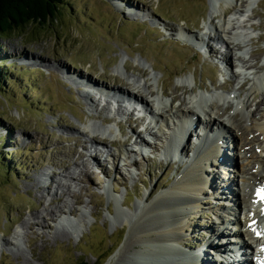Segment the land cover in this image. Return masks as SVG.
Returning a JSON list of instances; mask_svg holds the SVG:
<instances>
[{
	"label": "rangeland",
	"instance_id": "rangeland-1",
	"mask_svg": "<svg viewBox=\"0 0 264 264\" xmlns=\"http://www.w3.org/2000/svg\"><path fill=\"white\" fill-rule=\"evenodd\" d=\"M123 5L128 14L118 10ZM58 10L56 20L0 35V264H142L134 253L145 249L138 233L145 223L133 219L135 207L170 187L184 166L162 161L159 152L148 151L150 157L131 143L125 146L131 139L125 137L137 129L134 120L143 113L135 112V104H122L120 93L78 85L82 79L76 75L114 92H133L139 102L138 96L146 95L154 113L178 108L196 112L185 109L193 96L199 109L203 97L210 96L215 97L209 104L220 123L232 116L240 124L243 113L259 122L264 115V0H62ZM222 28L241 43L240 49L213 40ZM210 31L215 56L201 42ZM228 94L247 101L242 113L218 102ZM240 134L232 143L242 147L238 157L247 158L240 165L258 168L254 181L264 182L263 135L256 129ZM161 144L159 140V149ZM118 150L128 159H110ZM228 153L233 156L228 165L234 167L236 154ZM87 171L85 179L82 172ZM216 175L209 176L214 183ZM235 182L239 187L238 179L229 187ZM213 185L200 199L203 216L192 217L183 231L179 246L186 252L205 243L218 251L221 240L232 237L231 226L222 235L209 211L227 203L226 198H207L227 195L225 190L215 192L219 186ZM43 205L53 212L52 220ZM61 205L72 213L58 211ZM217 209L227 216L240 211L229 208L230 215L225 207ZM215 237L218 245L211 243ZM163 257L159 264H169ZM172 259L171 264L180 263Z\"/></svg>",
	"mask_w": 264,
	"mask_h": 264
},
{
	"label": "bare ground",
	"instance_id": "bare-ground-1",
	"mask_svg": "<svg viewBox=\"0 0 264 264\" xmlns=\"http://www.w3.org/2000/svg\"><path fill=\"white\" fill-rule=\"evenodd\" d=\"M114 5L116 6L115 3H114ZM126 7H128V6L123 5V7L120 6L119 8L118 7L117 8L120 12H122V13L125 12L123 14H128L129 12H127V11L129 9H127ZM138 11H139L138 9L135 10V13H133V14L138 13ZM130 14H132V13H130ZM228 34H230V32H226L225 28H222V30L219 33L213 34V40L216 39V41H217V39H218V41H221L222 43H224L227 48H229V45L232 44L233 48L238 47L240 49L241 43L239 41L237 42L235 38L233 39L232 37H227V36H230ZM211 35L212 34L210 31L207 39L205 40L203 38L201 40V42H202V44H204L207 47L210 56L211 55L215 56L216 49H214L212 47L213 45L211 44V39H212ZM187 37H188L187 41H190V42L194 41V40H192L191 37H189V36H187ZM214 37H215V39H214ZM224 38H226V40H224ZM13 53L15 55H17L16 52L13 51ZM221 59H223V57ZM224 59L227 62L226 64H229L230 58L224 55ZM27 65H29V64H27ZM58 69L60 71H63L64 74H66V75L68 74L67 71L63 69V67L58 66ZM76 77L77 78L79 77V79H82L81 80L82 82L81 83L79 82L78 85H82V86L94 88V89H99V90H107L105 92H108V93L109 92H112L115 94L120 93L117 96H118V98L119 97L122 98V104H127L128 106L131 105L125 99L132 98V96H134L133 92H130L131 96H128L127 94L123 93L122 91H116L115 90L116 92H114L113 90H109L108 87H101V86H96V85L94 86V83H92L93 81L91 82V80L87 79L85 76L76 75ZM138 94H139V92H136L135 95H138ZM145 94H147V93H145ZM145 96L139 95L138 98L141 100L140 102L146 107V110H148L150 113L151 112L153 113V111H151V109L147 105ZM134 98H136V96H134ZM196 98H197L196 96H193V99H191V102H190L191 105L189 104L190 106L186 107L185 109L192 108L194 110L195 107H193V105L196 106V103H197ZM228 98H229V96H228ZM203 99H204V103L215 101V97H210V96L203 97ZM226 99H227L226 97H220L218 102H220V101L223 103L227 102V104L234 105L236 107V109L239 110L241 113L243 112L244 107L246 106V103H247V101H245V99L237 100V101H235V104L228 102V100H226ZM118 101H119V99H118ZM261 102L262 101L258 102V105L261 104ZM182 111H185V110L182 109ZM187 111H189V110H187ZM192 112L189 111V114H191V115L196 114L195 110L193 113ZM166 113H168L170 118H174L175 116H177V111L172 112L170 110L169 112L166 111ZM217 115L218 114L214 113V110L211 108L209 109L208 113L204 112L203 117L205 119L206 126L214 125V126H217V129H222L226 133V135L229 136L228 140H231V139L233 140L232 143L235 142V140H234L235 138L237 140L240 137V135L242 136L243 133L240 134V131H242V130L246 133V135L247 134L250 135L252 132V129H256V131L260 132V134L263 135L262 138H264V115H262L261 119H259V122H257V121L255 122V117L253 119H252V117L248 118V116L247 117L243 116L244 115V113H243V115L241 116V119L243 121L240 124L235 123L233 120V117L229 116L228 121H227L228 125L220 123L216 119ZM160 120H161V122H163L165 119L161 118ZM246 122H248V123L250 122L249 125H247ZM135 123L142 124V119H140V118L135 119ZM162 128H163V125H160V129H162ZM168 134H169V131H168ZM214 137H217V135L216 136L214 135ZM96 139H97V137L93 136L92 141H94ZM165 140H166V142H165V145L163 146V152H159L160 153L159 155L163 156V154H164V156H166L167 158H170V156L172 155L174 150H177V148L179 147V144L177 142V137L175 136V133L171 134L169 136V138H165ZM228 140H227V143L229 142ZM128 142H129V140H128ZM128 142H125V145H128ZM213 143L214 142L212 140L206 139V142H204L203 144L198 145L196 147H192L191 145H189L192 147V149H195L194 158L192 157V158L188 159V164H186L185 166H184L183 162H176L180 165L183 164L184 169H183V172L180 173V175L177 177V179L172 183V185L170 187H168L165 191L159 193L154 198V200L152 202H148L147 200H149V197H146L147 200H145L144 205H137L135 207V214L133 216V219H136V220L139 219L140 221L145 223L140 227L142 230L138 231V233L142 234L141 238L144 239L143 244H141V245H142V247L144 246L145 249H143V251H136L134 253L135 259L137 261L138 260L142 261V264H154L152 261L159 264L162 261V258H164L163 256H165L167 258V260L169 261L168 263L171 264L172 263L171 261H173L172 256H174L179 260V262H180L179 264H200L202 262L204 264H213V263H210L208 261V258L206 255L203 257V256H199L200 253H196L193 251L192 252H189V251L186 252V251L181 249L182 247L180 248V246H179V243H181V241L183 239V231L188 230L191 226L190 225L191 224V222H190L191 218L192 217L199 218V216L200 217L203 216L202 211H204V210L201 207L203 204H201L200 199H202V196L205 195V188L210 183L214 184V182H212L211 179H210L211 181L209 182L208 178L203 177L204 172H206V169H210V167L212 169L216 168V170H217L218 162L220 161L219 157L222 158L224 164H226L227 162H228L227 164H229V163H230V165L233 164V160L231 159L229 161L225 157L224 151H221V149L219 148L218 145L214 144L215 149H213L211 147ZM240 143H242V142H240ZM247 143H249V142H247ZM244 147H246V145H244ZM232 148L237 149V152H239L238 155L240 156V154L242 153L241 152L242 147L240 148L238 144H234V147H232ZM209 149H212V150H209ZM181 151H182L181 152L182 154L191 153L189 150V147H187L185 149V146L181 147ZM73 154L74 153H72V155ZM109 157H110V159L115 158V160H116V156L113 153L110 154ZM240 158L242 159V157H240ZM204 160L209 161L211 166L208 167L207 165H203L202 162H204ZM243 160H245V161L247 160L246 156L243 157ZM94 162L97 163L98 161L94 160ZM238 167L239 168H238L237 172L240 174V177H239L240 179H238V181H239L238 193L236 195L234 194L235 196L232 193H230L229 195L231 197L228 200H227V197L225 195H224L225 197L222 195L223 198H226V202H227V203H225L226 206H224V202L221 204H218V206H216V204H215V207L210 208L209 211L214 213L215 220H216L217 224L219 223V220H220L219 216H223L224 218H230V219L234 220L233 228L235 229V231H234L233 235H235L236 237L232 236L228 240L229 243L228 242H226V243H228V245H230V246H233L234 248L239 249V248H242L244 245H242V244L232 245V242L237 240V239L242 238V237H239V236H241L240 234L247 237L249 240H251L252 243H256V245L258 244V240L255 236V232H253L252 229L250 227H248L247 223L252 221L253 219H256V220H258V222H260V220L262 219V217H264V215L262 214V211H260L261 208L263 207L262 202H256L255 203L256 205L254 207L250 205V209L247 210L246 213H244L245 218L237 216L236 213H233L231 216H227L226 214H224L222 212L221 213L215 212V210L217 211L218 210L217 208H220V206H222V205H223V207H225V209L235 207L236 209L241 208V211H245L247 208V201L249 200V201L253 202L255 200V198L252 196L253 192H250V190L255 189L253 181H254L255 176L258 175V173H259L258 168L256 169V168L252 167L251 171H250V170L246 169L243 166V164H241L240 166L238 165ZM246 167H247V165H246ZM65 168L67 169V167H65V166L63 167L64 171L66 170ZM225 171H227V170H225ZM249 171H250V173H248ZM83 172H82L83 177L86 179V176H87V179H88L90 173L87 171L88 174L86 175ZM65 173H66V171H65ZM51 177H54V175H51L50 178ZM50 181H51V179H50ZM221 181L223 182V180H221ZM224 181H225V179H224ZM233 182L230 181V184ZM52 183H53V180H52ZM257 183H258V181H257ZM33 184L37 188L39 186L42 187L40 185L41 183L38 181H33ZM230 184L229 183H227L225 185L221 184L222 186H219L218 188H224L225 189L227 186L229 187ZM218 188L215 190V192L219 191L221 194H224V190L220 191V190H218ZM214 189H215V187H214ZM153 193H154V190H151L149 196L153 195ZM62 194H65V193H62ZM207 198L213 199V200H218V197L209 198V196H208ZM64 208L67 209L68 207H65V205H61L60 207L57 208V210L62 211ZM43 210L44 211L46 210L45 205H43ZM67 210H70L68 212L72 213L73 209L69 208ZM45 212L47 213L48 218L50 220H52L54 217L53 212L48 211V210H46ZM211 226H213V223L211 224ZM214 226H215V224H214ZM237 228H239V232L235 233L237 231L236 230ZM212 237H213V235L210 236V239ZM241 241L244 242L243 240H241ZM223 243H225V241H223ZM207 248L210 251L209 247H207ZM223 248L224 247H221V249H223ZM221 249L218 250V252H222ZM165 250L168 251V253H166ZM240 250L242 251L243 249H240ZM214 251H216V250H214ZM145 252L147 254H144ZM221 254H224L225 256H231L230 254H228V252L221 253ZM143 255H146V257L143 258ZM148 256H150L152 258H150Z\"/></svg>",
	"mask_w": 264,
	"mask_h": 264
},
{
	"label": "trees",
	"instance_id": "trees-1",
	"mask_svg": "<svg viewBox=\"0 0 264 264\" xmlns=\"http://www.w3.org/2000/svg\"><path fill=\"white\" fill-rule=\"evenodd\" d=\"M62 0H0V35L38 23L56 20Z\"/></svg>",
	"mask_w": 264,
	"mask_h": 264
}]
</instances>
